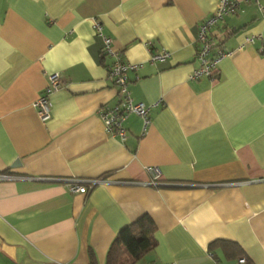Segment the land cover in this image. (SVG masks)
I'll return each mask as SVG.
<instances>
[{
    "label": "crops",
    "instance_id": "1",
    "mask_svg": "<svg viewBox=\"0 0 264 264\" xmlns=\"http://www.w3.org/2000/svg\"><path fill=\"white\" fill-rule=\"evenodd\" d=\"M217 1L0 0V172L14 176L0 180V264H106L143 214L155 246L136 264H264V0L210 28L233 53L191 79L198 24ZM103 36L140 64L127 90L151 106L146 124L127 115L123 141L98 113L118 101ZM161 50L170 56L149 60ZM55 72L42 121L33 103ZM147 166L162 184L146 185ZM91 178L109 182L69 189Z\"/></svg>",
    "mask_w": 264,
    "mask_h": 264
},
{
    "label": "built area",
    "instance_id": "2",
    "mask_svg": "<svg viewBox=\"0 0 264 264\" xmlns=\"http://www.w3.org/2000/svg\"><path fill=\"white\" fill-rule=\"evenodd\" d=\"M240 1L241 0H218L211 14L198 24L197 40L199 42V48L196 52V59L199 65L189 74L191 79H196L201 76H211L216 72L219 61L224 57H229L233 53V51L230 50L217 48L216 43L213 38L208 35V32L212 26L221 21L226 15L236 12ZM259 8L262 13H264V5H259ZM95 28L97 31L100 29L98 25H96ZM103 42V52L114 57L112 64L107 70V79L115 85L118 101L113 106H103L99 108L98 113L104 122L106 130L115 132L123 141L126 137V130L123 127V122L127 115L129 113H135L141 116L144 120V124H146L148 122L147 114L151 106L143 102H132L127 90V71L136 69L140 64L124 61L119 52L112 50L110 37L103 36ZM169 56L170 53L167 50H161L159 52L150 53L149 60L152 62L164 61ZM60 84L59 74L56 72L50 74L46 87L33 103L42 121L49 118L50 104L48 97L59 88ZM146 170L150 176V181L146 183V185L159 186L162 184L160 180L161 173L157 166H147ZM12 178H14L13 175L0 172V180ZM68 182L71 191L87 193L93 189L95 185L108 183L109 181L103 178H91L86 180L69 179ZM117 183L138 184L134 181H118ZM243 261L244 259H240V262Z\"/></svg>",
    "mask_w": 264,
    "mask_h": 264
},
{
    "label": "trees",
    "instance_id": "3",
    "mask_svg": "<svg viewBox=\"0 0 264 264\" xmlns=\"http://www.w3.org/2000/svg\"><path fill=\"white\" fill-rule=\"evenodd\" d=\"M155 229V224L148 214H143L125 225L118 231L108 249L106 264H136L155 246L153 240ZM219 245L229 246L234 253L240 252L234 243L225 241L212 243L213 247Z\"/></svg>",
    "mask_w": 264,
    "mask_h": 264
}]
</instances>
